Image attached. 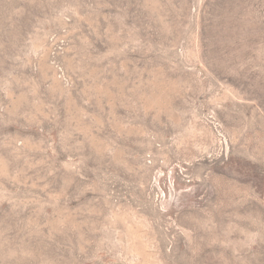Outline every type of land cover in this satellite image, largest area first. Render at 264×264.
I'll list each match as a JSON object with an SVG mask.
<instances>
[{
    "label": "rangeland",
    "instance_id": "obj_1",
    "mask_svg": "<svg viewBox=\"0 0 264 264\" xmlns=\"http://www.w3.org/2000/svg\"><path fill=\"white\" fill-rule=\"evenodd\" d=\"M0 264H264V0H0Z\"/></svg>",
    "mask_w": 264,
    "mask_h": 264
}]
</instances>
